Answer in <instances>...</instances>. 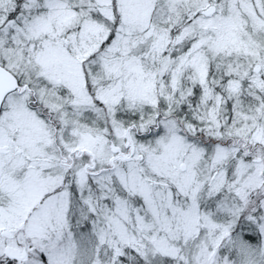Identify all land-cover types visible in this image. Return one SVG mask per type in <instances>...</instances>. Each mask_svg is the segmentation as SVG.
<instances>
[{
  "label": "snow or ice",
  "instance_id": "1",
  "mask_svg": "<svg viewBox=\"0 0 264 264\" xmlns=\"http://www.w3.org/2000/svg\"><path fill=\"white\" fill-rule=\"evenodd\" d=\"M0 264H264V0H0Z\"/></svg>",
  "mask_w": 264,
  "mask_h": 264
}]
</instances>
